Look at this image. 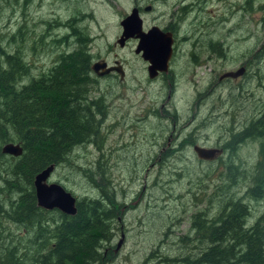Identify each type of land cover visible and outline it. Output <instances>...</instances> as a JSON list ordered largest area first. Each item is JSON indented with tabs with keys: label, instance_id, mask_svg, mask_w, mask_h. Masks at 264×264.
Instances as JSON below:
<instances>
[{
	"label": "rangeland",
	"instance_id": "1",
	"mask_svg": "<svg viewBox=\"0 0 264 264\" xmlns=\"http://www.w3.org/2000/svg\"><path fill=\"white\" fill-rule=\"evenodd\" d=\"M177 1L188 10L176 35L180 50L170 66L175 77L166 83L148 81L132 42L120 48L115 41L131 0H0V35L18 38L20 27V36L29 38L24 54L31 74L72 48L67 44L74 39L72 27L87 39L90 55L107 61L116 56L123 65L121 80L100 78L91 86L89 98L100 97L103 107L94 142L75 147L71 164L54 166L46 180L77 199L95 198L98 192L82 169L103 167L109 178L106 192L114 191L115 202L121 204L112 235L101 248L107 254L115 251L105 264H174L172 259L179 255L202 249L203 237H193L196 232L190 229L192 215L209 205L212 209L205 214L214 216L230 193L247 205V225L264 210V200L245 194L258 141L243 139L235 143L233 153L224 148L264 108V0L153 1V14L165 13ZM65 34L71 37L64 41L60 38ZM40 36L44 45L32 50ZM193 57L198 59L194 67ZM242 64L246 71L241 76L218 80L224 71ZM184 138L192 143L181 146ZM193 145L217 148L219 153L197 158ZM228 163L246 171L236 183L228 179ZM223 185L228 190L222 197L218 194ZM0 222V252L5 257L6 241L25 233L12 221Z\"/></svg>",
	"mask_w": 264,
	"mask_h": 264
},
{
	"label": "trees",
	"instance_id": "2",
	"mask_svg": "<svg viewBox=\"0 0 264 264\" xmlns=\"http://www.w3.org/2000/svg\"><path fill=\"white\" fill-rule=\"evenodd\" d=\"M73 29L74 39H70L71 43L67 41L72 48L60 51L53 63L37 75L31 74L32 66L25 61L29 38L20 36V27L16 28L18 38L9 35L4 39L0 35V147L6 142L22 147L18 156L0 151V218L22 229H35L36 234L52 235V239H45L48 246L44 253H34V264L99 261L101 248L112 235V222L121 207L115 202L114 191L106 192L109 178L99 164L96 171L82 169L99 196L75 197L74 214L35 206L34 175L49 164H71L75 147L94 142L103 116L102 99L89 98L91 86L97 81L89 74L92 55L87 50V39H81ZM71 36L65 34L60 39L65 41ZM41 38L33 41L32 50L36 44L44 45ZM10 44L16 46L11 48ZM243 139L258 141L257 157L249 175L250 186L245 194L254 200H264V108L240 128L234 139H228L224 148L233 153L235 143ZM191 141L184 138L180 145ZM239 165H224L233 183L242 171L246 173ZM77 169L82 172L81 168ZM227 190L223 185L218 195L223 197ZM232 195L218 204L214 216L205 214L212 209L209 205L192 215L190 229L196 232L193 237L197 236L200 241L203 237L204 245L202 249L190 250L172 259L174 264H264V210L247 225V205Z\"/></svg>",
	"mask_w": 264,
	"mask_h": 264
},
{
	"label": "flooded vegetation",
	"instance_id": "3",
	"mask_svg": "<svg viewBox=\"0 0 264 264\" xmlns=\"http://www.w3.org/2000/svg\"><path fill=\"white\" fill-rule=\"evenodd\" d=\"M153 1H157V3L164 4V1L166 0H131L130 4V9L135 8L137 10V15L140 19V30L142 33H146L149 29L152 27L157 28L160 32L163 34L169 35L170 36V41H171V52L169 54V57L167 59V67L165 71H156V73L149 78L148 76V62L144 59L141 58V54L139 53H134V48L138 45L139 41V36L138 37H131L127 38L122 46H119L120 48H125L126 45L129 42H132L133 44V53L136 55V57H139L141 59L142 65L144 66V71L146 73V77L148 81H155V80H168L166 81L170 83V80L173 82V79L175 75L171 71V63L174 59L177 58V51H179V46L176 44V35L180 31L181 27L183 26L184 19L186 16L187 12V6H182V1H177L176 3H170L173 4L171 5V8H167V11L165 13H154V7H153ZM129 12V11H128ZM127 12V13H128ZM125 13L122 18L127 14ZM164 14H166L164 16ZM121 18V19H122ZM119 24V23H118ZM120 28V26H119ZM121 28L119 30L120 34ZM118 34V36H119ZM117 38V37H116ZM118 45V44H117ZM115 56V54H113ZM94 62H105V65L102 67H99L97 69V72L103 71L105 69L109 70L106 73H103L101 75H98L95 71L91 69V65ZM198 62L197 57H193L190 59L191 65L194 67ZM244 69L243 73L246 71L245 66L242 64L241 65ZM89 74L90 76L96 78V80L100 78H109L113 79L115 77H118L120 80L122 79L124 75V70H123V65L121 64V60L118 59L116 56L111 60L107 61L105 58H99L98 56H92L89 62ZM119 71L122 73L121 76L119 74ZM195 71V70H194ZM237 78V77H236ZM236 78H230V77H223L221 79L218 78V80H223V79H236ZM172 84V83H171ZM170 86V85H169ZM219 153V149H215ZM221 151V150H220ZM217 153V154H218ZM216 154V155H217ZM33 181V179H32ZM32 190H33V185H32ZM33 196H34V190H33ZM35 199V197H34ZM35 206L36 203H35ZM39 207V206H37ZM41 208V207H40ZM43 210H50V209H44ZM38 221V220H37ZM26 227H28L26 225ZM24 233L22 236H11L6 242H8V247H6V252L7 255L4 257V251L0 252V264H34V253L38 251V254H43L44 249L46 248L47 242L45 241L46 235L43 233L40 235V233L36 234L35 229H23ZM48 239H52V235H48ZM52 244V241L50 242L49 245ZM11 249V250H7ZM115 253V251H111L110 253L107 254L106 248L102 250V255L99 259V261H95L93 264H105L106 261L108 260L109 256H112ZM11 258V259H10Z\"/></svg>",
	"mask_w": 264,
	"mask_h": 264
},
{
	"label": "water",
	"instance_id": "4",
	"mask_svg": "<svg viewBox=\"0 0 264 264\" xmlns=\"http://www.w3.org/2000/svg\"><path fill=\"white\" fill-rule=\"evenodd\" d=\"M119 26L121 31L119 36L115 39L118 46H122L127 38L139 36L138 45L134 48V53L140 52L141 58L148 62L147 70L149 78H151L157 70H166L167 59L171 52L169 35L163 34L155 27H152L146 33H142L140 30V19L135 8L130 9L129 12L119 20ZM103 65H105V62H94L91 65V69L98 75H101L109 70L108 68L97 72V69ZM243 71V67L240 66L235 70L224 71L218 78H236L241 76ZM119 74L121 76L122 73L119 71ZM192 150L197 158L202 159H210L217 153L214 148H203L197 145H193ZM0 151L4 154L18 156L21 154L22 148L18 144L6 142L0 147ZM53 166V164L47 165L33 177L32 185L35 203L37 206L44 209L55 208L65 214L72 215L75 213V197L60 184L55 182L47 183L46 181ZM120 242L121 239L118 241L117 246H119Z\"/></svg>",
	"mask_w": 264,
	"mask_h": 264
},
{
	"label": "bare ground",
	"instance_id": "5",
	"mask_svg": "<svg viewBox=\"0 0 264 264\" xmlns=\"http://www.w3.org/2000/svg\"><path fill=\"white\" fill-rule=\"evenodd\" d=\"M20 146V145H19ZM21 147V146H20ZM22 148V147H21Z\"/></svg>",
	"mask_w": 264,
	"mask_h": 264
}]
</instances>
